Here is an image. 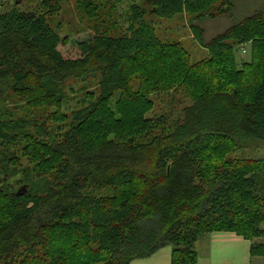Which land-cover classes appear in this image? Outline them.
Instances as JSON below:
<instances>
[{"label": "trees", "instance_id": "obj_1", "mask_svg": "<svg viewBox=\"0 0 264 264\" xmlns=\"http://www.w3.org/2000/svg\"><path fill=\"white\" fill-rule=\"evenodd\" d=\"M125 1L80 5L98 36L72 55L54 27L61 0L0 11V264H132L166 247L172 264H196L203 234L264 235V161L228 158L264 149V10L200 38L208 56L192 63L145 16L215 19L229 0L133 4L124 35H112L99 6ZM246 47L251 61L238 69ZM93 79L98 100L66 115L67 86ZM179 92L191 104L172 127L149 116L152 96Z\"/></svg>", "mask_w": 264, "mask_h": 264}, {"label": "rangeland", "instance_id": "obj_2", "mask_svg": "<svg viewBox=\"0 0 264 264\" xmlns=\"http://www.w3.org/2000/svg\"><path fill=\"white\" fill-rule=\"evenodd\" d=\"M42 1L2 0L3 5L0 6V11L16 7L19 11L35 12L38 10ZM93 1L95 2V0H61L62 10L54 20V27L58 30L61 37L66 40V44L60 45L59 47L62 54L72 55L75 52L78 53L79 48L77 46L80 43L92 41L98 36V31L95 30V25H98L96 24L97 21L91 18V14L86 13V6L80 8V5H83V3L85 5ZM107 2L108 0L105 3ZM229 3L230 7L226 6L223 9L227 12L215 19L209 17L200 19L199 16L188 15V13L184 12L172 18H163L161 16L147 14L145 21L156 28L157 34L163 42L180 44L189 54L191 62L197 63L208 56L207 50L200 44V38L205 43H208L246 17L264 10V0H229ZM133 4H141L147 10L152 9L151 2H147V0H126L121 5L114 6L113 9H110L113 7V3L108 4L107 9L102 8L103 5H100V10L97 13H102V19L106 22L104 30L110 28L108 27V23H111L113 29L112 35L114 33L124 35L132 18L130 8ZM59 25L61 27L58 29ZM235 53L238 69H242L246 63L251 61V54L247 47L246 53L242 49H237ZM138 87L139 80L136 79L134 88L138 89ZM66 90L67 100L63 105V110L66 115L70 116L73 112L93 105L98 100L100 82L98 79H93L89 82L81 81L70 83ZM151 99L155 103V109L149 116L155 119H165L169 127H172L175 122L180 120L183 107L191 104V101L181 92L175 96L162 93L152 96ZM17 106H19L17 101H12L8 103L7 109L9 111H16L15 113L21 115L22 110L15 109ZM51 112H55V109ZM228 158L264 161V149L259 147L237 148L228 155ZM21 161L24 165L28 163L26 157L21 158ZM260 229L264 232V222L260 225ZM207 235H201L196 243V251L198 254L196 264H228L242 260L241 252L231 249L227 251L223 244H215L211 240L212 238ZM253 244L264 245V235L255 238ZM253 263L264 264V256H256ZM135 264H172V250L170 252L168 248L161 249L151 257L136 261Z\"/></svg>", "mask_w": 264, "mask_h": 264}, {"label": "crops", "instance_id": "obj_3", "mask_svg": "<svg viewBox=\"0 0 264 264\" xmlns=\"http://www.w3.org/2000/svg\"><path fill=\"white\" fill-rule=\"evenodd\" d=\"M207 236H210V238H212L211 240L215 244L216 243L223 244L226 247L227 251L231 249L233 251L238 250L239 252H241L242 260L240 262H231L228 264H251L254 262L256 256L252 257L251 255V247L253 242L244 239L242 236L237 235L234 232H213L211 234H208ZM166 248H168L169 251L171 252L172 249L170 247H166ZM136 261H134L132 264H135Z\"/></svg>", "mask_w": 264, "mask_h": 264}, {"label": "water", "instance_id": "obj_4", "mask_svg": "<svg viewBox=\"0 0 264 264\" xmlns=\"http://www.w3.org/2000/svg\"><path fill=\"white\" fill-rule=\"evenodd\" d=\"M22 192L21 191H18V193H17V195L18 196H23V195H25L26 193H27V191H28V187L27 186H24L23 188H22Z\"/></svg>", "mask_w": 264, "mask_h": 264}]
</instances>
